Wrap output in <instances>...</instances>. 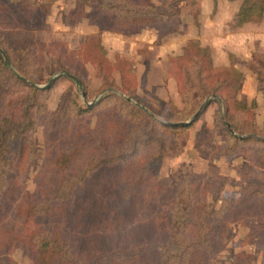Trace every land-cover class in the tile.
I'll list each match as a JSON object with an SVG mask.
<instances>
[{
    "label": "rangeland",
    "instance_id": "obj_1",
    "mask_svg": "<svg viewBox=\"0 0 264 264\" xmlns=\"http://www.w3.org/2000/svg\"><path fill=\"white\" fill-rule=\"evenodd\" d=\"M102 1L112 3V0H0V47L4 46L12 58L9 62L7 57L5 68L0 56V121L5 125L8 122L9 127L23 125L26 119L22 118V108L30 102L28 124L33 149L32 155L24 153L20 160L15 156L10 158L7 179L11 185L14 181L15 190L4 196V204L0 206V241L5 242L4 246L0 245V264H35L30 246L21 244L16 235L25 234L40 221L42 227L52 230L56 222L44 216L33 221L26 214L27 199L49 195L59 179L57 168L49 160L51 149L55 144L65 149L70 145L69 138L57 144V136L45 132L49 113L60 106L62 99L71 115L73 103L84 108L93 106L79 118L73 116L72 128L86 132L95 127L97 135H106L112 143V127L124 116L123 110L118 109L117 95L161 120L190 119L207 100L191 118L190 121L194 120L191 126L177 130L174 138H167L166 152L152 183L168 188L189 171L199 173L217 189L215 195L208 191L203 199L216 208L221 199H236L245 187H255L260 195L244 197L240 202L244 213L224 228L222 247L210 257V264H258L264 228L255 229L250 242H245V235L248 222L264 226V155L256 152L260 145L252 141L238 143L234 151L230 150L232 140L222 125L226 121L224 103L218 100V94L209 93L202 98V93L204 86L228 78L220 93H229L231 106L237 99L248 108L238 117L237 128L249 129L252 123L264 128V53L258 50L253 59L240 61L242 66H250L256 72V100L239 92L243 73L234 72L233 60L228 65H214L210 47L202 45L207 46V51L197 50L196 45L200 43L197 31L202 17L212 18L217 14L221 28L232 29L238 25L237 11L242 0H196L195 3L182 0L173 5L176 15L170 20L166 18L170 6L164 0H133L156 5L150 13L156 19L154 23L140 19L126 24L120 14V23H112V12L100 8ZM2 53L5 59L6 52ZM192 56L201 63L200 72L195 62L190 61ZM67 72L74 73L79 84ZM186 73L190 74V82L184 78ZM55 74L50 85L45 86ZM24 82L38 90L31 95L30 87ZM219 104L222 119L217 112ZM231 132L240 136L249 134L234 129ZM10 135L8 132L9 139ZM90 150L80 149V155L69 166L71 171L76 173L81 168ZM112 175L109 166L87 180L90 197L97 206L112 205ZM179 200L183 205L189 204L186 189L179 194ZM164 214V210L159 213L161 224L165 223ZM90 220V223L94 221Z\"/></svg>",
    "mask_w": 264,
    "mask_h": 264
},
{
    "label": "trees",
    "instance_id": "obj_2",
    "mask_svg": "<svg viewBox=\"0 0 264 264\" xmlns=\"http://www.w3.org/2000/svg\"><path fill=\"white\" fill-rule=\"evenodd\" d=\"M180 1L182 0H164L170 6V11L166 12L167 20L174 18L176 11L173 5ZM195 1L190 0L191 3ZM138 6L150 9L144 10ZM155 6L133 0L100 3L101 9L112 12L114 24L120 21L119 14L124 17L123 24L140 19L154 23L156 17L150 13ZM263 14L264 0H242L237 11V23L260 20ZM196 45L197 50L207 51V46H202L199 42ZM3 51L9 62L12 58L4 46L0 47V56L6 68L8 63L3 58ZM194 58L190 57V61L195 62L197 71L200 72L198 66L201 63ZM232 69L240 73L234 67ZM11 75L21 79L15 73ZM184 78L190 82L189 73ZM227 79L216 80L214 85L204 86L202 98L215 93L219 95L218 100L223 101L226 121H222V125L232 140L230 150L234 151L238 143L252 141L260 145L256 152L264 155V128H259L255 123L243 130L236 126L240 123L238 117H242L248 108L237 99L231 106L229 93H220L221 86L228 84ZM24 83L30 87L31 95L38 90L35 86ZM117 98L120 100L118 109L123 110L124 116L112 127V143L106 139V135H97L95 127L86 132L82 128H72L70 123L73 116L79 118L93 106L84 108L73 103L74 114L71 115L64 104L65 99H62L60 106L49 113L44 124L45 132L56 135L57 144L59 140L69 138L70 145L65 149L55 144L51 149L49 160L57 168L59 179L49 195H43L40 199H27L26 214L33 221H36V217L44 216L53 218L56 222L54 221L52 230H46L41 226L43 221H40L36 227H29L25 234L18 233L17 239L21 244L30 246L35 264H210V257L222 247L224 228L229 222L239 220L242 216L240 202L253 194L259 196L260 192L255 187H245L238 198H223L216 208L209 206L203 199L208 191L215 195L217 189L210 185V179L199 173L189 171L176 178L168 188L152 183L166 152L167 138H174L173 133L191 126L194 120L179 122L181 119L170 117L166 120L157 119L128 99L119 95ZM30 104L23 105L22 118L26 119L23 125L20 123L9 127L8 122L5 125L0 121V206L4 204V196L15 190L14 181L11 185L10 179H7L10 158L15 156L20 160L24 153H33L28 124ZM217 112L220 115V104ZM231 129L249 134L240 136L232 133ZM8 132L11 133L10 139ZM81 148L95 152L89 151L81 168L74 173L69 166L80 155ZM109 166H112L113 174L112 205L106 207L102 203L97 206L90 197L87 180L98 170ZM184 189L190 200L186 205L179 200V194ZM55 200H58L57 203ZM161 210L165 212L164 224L160 223ZM90 219L94 221L90 223ZM248 225L245 242L252 241L255 229L264 228L260 223L248 222ZM261 236L264 241V229ZM4 243L1 244L0 241L1 246ZM258 264H264V245Z\"/></svg>",
    "mask_w": 264,
    "mask_h": 264
},
{
    "label": "crops",
    "instance_id": "obj_3",
    "mask_svg": "<svg viewBox=\"0 0 264 264\" xmlns=\"http://www.w3.org/2000/svg\"><path fill=\"white\" fill-rule=\"evenodd\" d=\"M200 20L197 36L201 45L210 47L213 64L228 65L233 60V67L243 73L239 92L257 100L256 72L250 66H242L240 61L253 59L258 50L264 53V14L260 20L246 21L228 30L221 28L217 14Z\"/></svg>",
    "mask_w": 264,
    "mask_h": 264
},
{
    "label": "water",
    "instance_id": "obj_4",
    "mask_svg": "<svg viewBox=\"0 0 264 264\" xmlns=\"http://www.w3.org/2000/svg\"><path fill=\"white\" fill-rule=\"evenodd\" d=\"M5 59L7 60V56L5 55ZM57 74H55V75H53V76H51L50 78H49V80L44 84L45 86H49L50 85V83H51V81L53 80V78L56 76ZM67 75L69 76V77H71L72 79H74V81L76 82V84H79V79H78V77L76 76V75H74L73 73H70V72H67ZM34 85H36V86H39L37 83H34ZM129 99H130V97H128ZM87 103H91V101L90 102H87ZM206 103H207V100H204L203 102H202V104L200 105V107L193 113V116L192 117H195L200 111H201V109L206 105ZM191 117V118H192ZM191 118L190 119H187V120H184V121H180V122H189L190 120H191Z\"/></svg>",
    "mask_w": 264,
    "mask_h": 264
}]
</instances>
